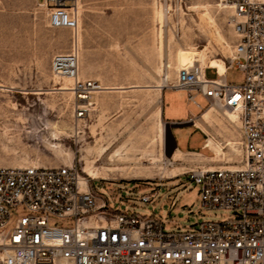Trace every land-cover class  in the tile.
<instances>
[{"label": "rangeland", "instance_id": "1", "mask_svg": "<svg viewBox=\"0 0 264 264\" xmlns=\"http://www.w3.org/2000/svg\"><path fill=\"white\" fill-rule=\"evenodd\" d=\"M78 11L79 76L111 87L92 93L84 118L74 112V90L58 88L65 83L72 87L73 78L52 69L55 54L72 51L71 30L52 27L47 10L35 0H0V83L5 85L0 87V165L74 164L113 211L158 217L167 221L169 232L231 217L229 209L204 207L200 185L182 174L204 166L202 156H173L171 125L181 147L196 142L210 154L201 147L204 133L192 125L166 123L162 106L165 93L167 116L185 119L209 109L202 94L195 98L199 107L188 90L163 88L165 76L175 81L179 68L196 62L208 67L212 59L225 67L236 42L232 9L221 0H79ZM226 79L240 84L244 74L229 69ZM213 114L211 128L218 139L239 141L221 125L226 116ZM107 145L110 150L102 151ZM120 147L123 157L114 156L111 151ZM214 150L209 165H226L222 158L231 152L229 146ZM87 162L115 171L92 178L84 172ZM153 192L150 202L139 199ZM17 217L13 215L10 228Z\"/></svg>", "mask_w": 264, "mask_h": 264}, {"label": "built area", "instance_id": "2", "mask_svg": "<svg viewBox=\"0 0 264 264\" xmlns=\"http://www.w3.org/2000/svg\"><path fill=\"white\" fill-rule=\"evenodd\" d=\"M47 10L52 27L71 30L72 51L53 56L56 74L73 78L77 118L88 114L92 93L101 86L79 76V0H35ZM232 9L236 42L215 77L196 62L181 67L163 88L184 89L196 102L202 94L208 108L237 119L227 121L239 138L240 153L231 150L226 165L197 166L184 171L200 185L206 208L229 209L222 221H202L191 231H166L155 216L116 213L107 200L81 181L74 164L60 166L0 165L1 264H264V0H221ZM244 74L228 83L229 69ZM204 112V109L202 110ZM191 122L195 124L193 117ZM211 134H207L205 146ZM224 141V148L229 146ZM230 148V147H229ZM155 192L139 199L150 202ZM16 214L14 226L9 223ZM59 218L60 224L52 223Z\"/></svg>", "mask_w": 264, "mask_h": 264}, {"label": "bare ground", "instance_id": "3", "mask_svg": "<svg viewBox=\"0 0 264 264\" xmlns=\"http://www.w3.org/2000/svg\"><path fill=\"white\" fill-rule=\"evenodd\" d=\"M212 20V19H211ZM81 36V35H80ZM219 38L221 39V40H224V37L219 33ZM204 60H205V54L203 53L202 55H201V59H200V61H203L204 62ZM209 66H211V67H216V68H218V70H219V74L221 75V76H223L224 75V72H225V70H226V66L224 67L223 65H222V63H220V62H218L217 60H214V59H212L211 61H210V63H209ZM59 79H60V77H59ZM63 82V81H62ZM66 84V83H65ZM62 85V86H60V87H58L59 89H62V90H71L72 89V87L71 86H67V85ZM0 87H5V85L4 84H2V83H0ZM100 88H105V89H107V88H111V87H108V86H104V87H100ZM227 110V111H226ZM225 110V114H226V118L228 119H230L231 121H235L236 119H237V114L234 112V111H232L231 109H226ZM213 111H214V108H209V109H207L205 112H204V114H203V117H201V119H199V120H196V123L199 125V126H201L202 128H204L205 130H207V131H211L210 130V126H211V122H212V120H211V118H215V115L213 114ZM160 115H161V113H159V117H160ZM220 121H221V125H223V128H225V129H227L228 131H229V134H231V135H234V132H233V129H232V127L230 126V124H229V122L227 121V123H225L224 121H223V119L221 120L220 119ZM159 122H160V124H162V120L161 119H159ZM208 124V125H207ZM163 129V128H162ZM219 133H214V134H212V135H214V136H210V138H209V141H208V143H209V145L212 147V148H214V149H216L217 148V150H220V151H224V142L222 143V141L220 140V139H218V137H217V135H218ZM219 136H221V135H219ZM229 147H230V149L233 151V152H235V153H240V148L237 146V143H238V141L234 138V139H230L229 140ZM110 148H111V146H103L102 148H101V150L102 151H104V152H108L109 150H110ZM111 152H113V155L115 156V155H117V156H122L123 157V152H122V147H120V148H115L114 150H112ZM226 152H222V156L225 154ZM92 163L93 162H87V165L85 166V168H84V172H86L90 177H92V178H98V177H105V176H110L111 175V173L112 172H114L115 170L114 169H112V170H99V169H95V168H93V165H92ZM95 165V164H94ZM87 180V177L86 178H84V176H82L81 175V181L83 182V183H85V181Z\"/></svg>", "mask_w": 264, "mask_h": 264}, {"label": "crops", "instance_id": "4", "mask_svg": "<svg viewBox=\"0 0 264 264\" xmlns=\"http://www.w3.org/2000/svg\"><path fill=\"white\" fill-rule=\"evenodd\" d=\"M210 69V70H209ZM206 74L208 77L210 78H214L215 77V70L210 68L209 66L206 67ZM164 96H165V93H164ZM163 96V106H162V118L165 120L166 123H170V124H181V126H189V125H192L194 128L200 130L202 133H204L205 135V141L204 143L201 145L202 148L204 149H208L211 153L210 154H205L201 151V149H199L198 147V144L196 142H189V145L190 147L189 148H183L179 145V142L177 140V138L175 137V134H174V131H173V128L175 126L171 125V128H170V133L174 139V154L173 156H177V157H180L181 159H184L185 157H189V156H193V157H196L194 155H200L202 156V158H200L199 162L200 163H203L205 162L204 166H210L209 165V162L208 161H211V159L215 158L214 156V153H213V150L212 149H209L205 146V143H206V140H207V134H214L216 132V130L214 128H211V126L209 127L210 128V132L205 130L204 128H202L201 126H199L197 123H196V120H198L203 113V111H201L199 114H190L187 118L185 119H177V116L175 115H171V116H167V113H166V107H165V98ZM193 117L194 120H195V124H193L190 120V118ZM203 117V115H202ZM201 119V118H200ZM208 125V124H207ZM234 135H231L229 134L228 137H233ZM226 140V138L224 140H222V142H224ZM197 158V157H196ZM201 166V165H200ZM212 166V165H211ZM212 167H218V166H212ZM190 169V168H189ZM188 170V169H187ZM183 173V172H182Z\"/></svg>", "mask_w": 264, "mask_h": 264}]
</instances>
